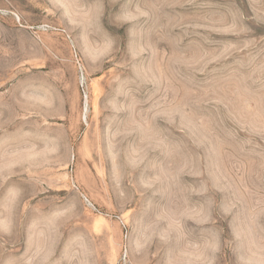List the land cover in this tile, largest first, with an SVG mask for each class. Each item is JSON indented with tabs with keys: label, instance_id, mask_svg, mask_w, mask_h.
Returning <instances> with one entry per match:
<instances>
[{
	"label": "rangeland",
	"instance_id": "374dc122",
	"mask_svg": "<svg viewBox=\"0 0 264 264\" xmlns=\"http://www.w3.org/2000/svg\"><path fill=\"white\" fill-rule=\"evenodd\" d=\"M0 264H264V0H0Z\"/></svg>",
	"mask_w": 264,
	"mask_h": 264
}]
</instances>
